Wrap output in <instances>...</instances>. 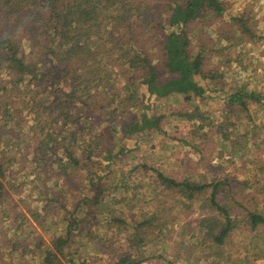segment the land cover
<instances>
[{
    "label": "trees",
    "instance_id": "1",
    "mask_svg": "<svg viewBox=\"0 0 264 264\" xmlns=\"http://www.w3.org/2000/svg\"><path fill=\"white\" fill-rule=\"evenodd\" d=\"M223 5L221 0H0V213L8 212L0 224L20 222L23 216L17 210L12 214L14 208L5 202L9 194L5 184L8 171L13 161L19 163L23 157L9 151L4 144L6 137L29 136L31 145L26 156L42 174L45 186L53 185L61 177L59 185L76 177L79 185L86 181L92 189H100L106 179L101 167L107 165L105 160L112 163L114 154L107 145L100 146L104 125L93 124L78 105L80 96L71 95L80 93L85 98L94 95L103 113H110L104 122L109 121L106 125L112 130L113 118L132 103L142 115L132 113L130 119L120 118L118 123H122L125 136L149 127L160 128V119L152 120L146 112L150 106L144 103L140 87L148 85L149 93L158 97L180 94L188 101L214 90L217 78L224 76L223 71L228 68L206 70L209 66L204 54L206 47L198 53L189 49L190 28L203 17L222 15ZM152 40L157 43L155 48L162 57V67L170 74L165 79L154 63L155 49L149 50ZM197 75L203 87L194 78ZM230 89L218 92L215 97L232 106L228 116L234 114L238 118L236 132L248 136L249 131L242 133L245 129L242 112L255 102L263 110L264 90L249 85ZM188 119L193 120L194 116L188 114ZM197 121L195 135L213 133L212 127ZM222 125L217 126L213 136L221 131L228 139ZM257 141L260 146L264 144L261 138ZM263 155L249 159L229 151L226 158H221L223 161H218L219 165L214 164L220 176L209 180L197 178L195 172L186 168L177 172L182 175L155 168L152 205L138 208L135 204L122 203L131 210H140L132 224L123 218L124 214L118 216L109 207L115 204V197L90 198L84 194L78 202L80 209L86 207L94 216L104 205L106 213L112 211L110 217L101 212L102 222L98 225L103 231L91 234V228L83 226L82 216L69 213L65 236L60 235L49 243L32 241L40 257L39 264H86L76 258L81 246H76L75 232L82 230L80 239L88 237L93 250L100 253L106 250L109 257H116L112 247L117 239L125 237L127 250L132 253L126 251L117 256L114 264H163L153 262L156 257L146 255L149 243L159 239L163 230L179 219L176 214L179 207L188 211L195 205L202 212L187 225L207 249L196 264H245L248 256H233L226 245L237 229H248L255 233L249 245L264 253ZM246 167L253 171L250 178L245 174L236 178L228 170L241 169L242 173ZM77 187L80 188L78 184ZM46 193L50 195L47 190ZM48 199L58 203L48 210L68 212L62 197ZM34 217L38 219L37 215ZM127 224L132 233L126 236L123 225ZM23 244L17 242L14 246Z\"/></svg>",
    "mask_w": 264,
    "mask_h": 264
},
{
    "label": "rangeland",
    "instance_id": "2",
    "mask_svg": "<svg viewBox=\"0 0 264 264\" xmlns=\"http://www.w3.org/2000/svg\"><path fill=\"white\" fill-rule=\"evenodd\" d=\"M221 1L224 4L222 15L203 17L190 28L189 49L193 53H198L202 47H206L204 54L209 62L206 70L212 67L224 70L227 66L228 71H223L224 76L217 78L214 90L205 91L190 101L180 94L158 97L149 93L148 85L141 86L140 92L145 96L144 103L150 106L146 112L152 120L160 119V128L149 127L139 133L125 136L121 128L122 123H118L120 118L130 119L132 113L138 117L142 115L139 109L132 106V103H128L123 107L125 109L113 118L114 129L112 130V127L106 125L109 121L104 122L110 113H103L101 103L94 95L90 98L82 97L80 93L76 96L71 95L73 98L80 96L78 105L83 107L82 109L89 115L93 124L104 125L100 131L103 137V144L100 146L107 145L114 154V161L110 163L105 160L108 167L107 165L101 167L106 179L101 183L100 189H92V185L86 181L80 182L81 185H79L76 177H73L72 181L65 179L62 185H59L61 177L60 180H55L53 185L45 186V182L41 181L42 174L26 156V151L31 145L29 136L16 134L11 138H5L4 144L8 146L9 151L13 155L17 154L19 158L23 156L19 163L13 161L8 171L9 176L5 184L9 194L5 202L14 208L12 214L20 211L23 216L20 222L0 224V264H39L40 257L32 241L49 243L60 235L65 236L68 230L69 213L82 216L83 226H89L91 234L103 231L98 225L103 211L105 212L103 216L107 217L112 215L113 210L118 216L124 214L123 218L132 224L140 210H131L126 205L135 204L138 208L152 205L151 184L157 177L155 168L171 175L186 168L190 172H195L197 178L209 180L220 176L216 168L219 165L217 163L221 158H226L229 151L238 152L239 155H245L249 159L257 154H264V144L261 145V149L257 141L259 138L264 140V109H258L255 102L250 105L249 110L242 112L244 114L242 122L245 124L242 133L249 131L250 134L239 136L236 132L239 126L238 118L234 114L231 118L228 116L232 106L215 97L218 92H228L226 89H230L231 86L236 88L240 85H249L250 88L264 90V0ZM151 43V46H147L149 50L155 49L154 63L158 66L161 77L165 79L170 74H166V70L162 67V57L157 51L158 48H155L156 41L152 40ZM194 78L203 87V81L199 80L200 76L197 75ZM64 91L60 90V93H65ZM188 114L193 115L194 119H188ZM226 116L228 119L225 118ZM195 119H198L197 123L203 122L208 125V128L212 127L213 133L209 136H200V132L199 135H195L197 130L194 126ZM224 119H226L225 122ZM220 124H223L222 128L229 135L228 139L222 136L221 131L213 136L214 130ZM106 153L107 149L104 150V154ZM262 160L264 161V157ZM246 169L248 173H245ZM228 170L236 178H243L245 175L250 178L253 174V171L247 167L242 170V173L241 169ZM46 190L50 195H47ZM84 194L90 198L93 195L105 198L113 196L117 205L109 204L112 209L109 213H106L104 205L98 215L94 216L90 209L86 207L80 209L78 205ZM50 196L62 197L68 212L60 209L48 210L58 204L49 202ZM201 212L198 205L191 207L188 211L179 207L176 210L179 219L164 229L159 239L155 238L149 243L145 251L146 255L156 257L153 262L159 261L163 264H196L197 259L207 252L206 244L187 224ZM7 213H0V221L4 220ZM35 215L38 219L34 217ZM129 224L123 225V234L126 236L132 233ZM82 231L75 232L78 238L76 246H81L76 255L77 261H85L86 264H109V262L114 264L118 259L117 256H121L126 251L132 253L130 249L127 250L128 241L124 236L123 239H117L112 247L115 249L116 257H109L106 250H100L101 253L93 250L94 246L88 241V237L80 239L79 234H84ZM254 234L248 229H237L228 239L227 251L233 256L247 255L245 264H252V262L264 264L262 260L264 253L260 251L261 249L254 250V245H249L251 236ZM14 240L25 244L14 246V243H17H13ZM133 253H136L135 250ZM160 255L161 257L158 258L157 256Z\"/></svg>",
    "mask_w": 264,
    "mask_h": 264
}]
</instances>
